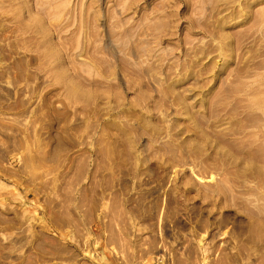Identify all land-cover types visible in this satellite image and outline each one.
Returning a JSON list of instances; mask_svg holds the SVG:
<instances>
[{
	"label": "rangeland",
	"instance_id": "obj_1",
	"mask_svg": "<svg viewBox=\"0 0 264 264\" xmlns=\"http://www.w3.org/2000/svg\"><path fill=\"white\" fill-rule=\"evenodd\" d=\"M0 264H264V0H0Z\"/></svg>",
	"mask_w": 264,
	"mask_h": 264
},
{
	"label": "bare ground",
	"instance_id": "obj_2",
	"mask_svg": "<svg viewBox=\"0 0 264 264\" xmlns=\"http://www.w3.org/2000/svg\"><path fill=\"white\" fill-rule=\"evenodd\" d=\"M128 242H129V241H128ZM133 242H134V241H133ZM135 243H136V245H137V244H138V245L140 244L139 241H137V242L135 241ZM135 243L133 244V246L137 247V246L135 245ZM129 245H130V244H129ZM90 255H91V254H90ZM93 258H94L95 260L103 261V260H105V259L107 258V256L104 255V256H103L102 258H100V259H98V257H95V256H94ZM159 259H161L160 261H162V258H159ZM158 261H159V260H158ZM160 261H159V262H160Z\"/></svg>",
	"mask_w": 264,
	"mask_h": 264
}]
</instances>
